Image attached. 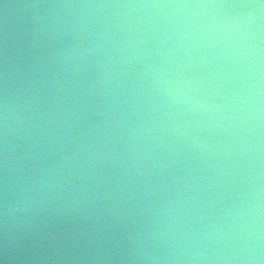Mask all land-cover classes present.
Instances as JSON below:
<instances>
[{
	"label": "water",
	"instance_id": "water-1",
	"mask_svg": "<svg viewBox=\"0 0 264 264\" xmlns=\"http://www.w3.org/2000/svg\"><path fill=\"white\" fill-rule=\"evenodd\" d=\"M0 264H264V0H0Z\"/></svg>",
	"mask_w": 264,
	"mask_h": 264
}]
</instances>
